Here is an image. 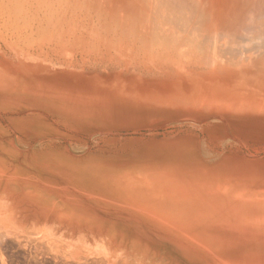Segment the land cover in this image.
Returning a JSON list of instances; mask_svg holds the SVG:
<instances>
[{
    "label": "rangeland",
    "instance_id": "obj_1",
    "mask_svg": "<svg viewBox=\"0 0 264 264\" xmlns=\"http://www.w3.org/2000/svg\"><path fill=\"white\" fill-rule=\"evenodd\" d=\"M23 1L0 2V264H264V57L56 47L58 0Z\"/></svg>",
    "mask_w": 264,
    "mask_h": 264
},
{
    "label": "bare ground",
    "instance_id": "obj_2",
    "mask_svg": "<svg viewBox=\"0 0 264 264\" xmlns=\"http://www.w3.org/2000/svg\"><path fill=\"white\" fill-rule=\"evenodd\" d=\"M30 1L31 0L27 2ZM18 2L16 1L15 4L18 8L15 7V9H13V14L14 10L16 12V10L19 8L21 9L19 4L22 5V3ZM22 2L24 1L22 0ZM34 2L31 4L33 5ZM36 2H39V0ZM5 3L7 4V2ZM41 3H43V0ZM38 4H34V7L38 6ZM15 5L13 4L12 6L14 7ZM54 5H59L57 7L59 8L57 9L58 12L56 8V12L53 11L54 8H52V11H49L48 9L51 10V7L47 6L50 7L48 9L47 7L45 8L48 10V12L46 11L47 17L45 16L46 12L44 11L43 14L45 17L43 16L44 18L39 20L36 28L38 29V32H40L39 29L45 27V29L48 31L47 33L45 30V32L48 34V37L51 36L48 38L50 40H48L50 42L49 44H58L59 42L58 45L55 44L56 47L64 46L62 44H65L66 37L68 39H77L76 41L73 40L75 42H79V40L83 41L84 37L88 38L87 41H83V43L85 42L84 44L87 42L90 43V39V41H94L99 46L98 48H100L101 51H104L105 54L123 52L121 55L125 56V52H131L132 54L139 52L140 55L143 53L141 59L144 61L147 59L145 62H154L155 65L168 63L169 65L176 64L178 66L205 68L207 70L212 68V66L222 65L224 62L230 64V62H235L234 60L242 62L243 60L247 61L254 58L264 57V0H58L54 2ZM40 6L39 8L42 9L43 6ZM26 7H29V3ZM36 8L41 12V9L38 7ZM30 9L31 7L28 10ZM45 9L43 8V10ZM24 10L25 12H29L26 11L27 8H24ZM24 10L21 9L20 11L27 17V14L24 12ZM32 10H34V8H32ZM48 13L50 14L48 15ZM32 14L34 13L32 12ZM32 14L30 15L34 16ZM39 15L37 14V16ZM1 17L2 16H0V18ZM35 18L34 20H31V17L29 19L30 21L34 22ZM25 19H23V23L26 26V23L29 21L28 19L25 21ZM18 20L13 19V21H17V23L20 21ZM2 21L5 23L4 19ZM37 21L38 18L36 22ZM2 23L3 22H1V24ZM6 23H8V21ZM17 23L14 24L16 28L14 27L12 31H14V29L18 31L23 30L17 28V25L20 24ZM32 26L30 30L34 27ZM10 27L12 26L10 25ZM20 27L22 28L23 24ZM28 27H30L29 24ZM6 28H8V26ZM21 32L19 31V33ZM23 33L28 34L27 32ZM31 34L33 35V31L29 34L32 37ZM44 34L41 33L40 36L37 37H43ZM29 35L26 37H29ZM77 35H80V37L82 36V39H79L80 37H77ZM53 36L54 38H52ZM26 37L24 36V38ZM60 42L62 44H60ZM67 43L69 44L71 42H66L65 45H67ZM80 45L81 43H79L78 48ZM91 45L88 46L90 47V50L93 51L96 45L92 47L93 49L91 48ZM73 46L75 47V43L72 45V47ZM81 47L80 49H82ZM83 48L85 49L86 47ZM76 51H78L77 48ZM70 53L71 52L69 51V54ZM85 53L88 54L86 51ZM137 53H135L136 57ZM95 54H98V52ZM60 56L61 55H58V57ZM137 58L139 59V57ZM228 64L226 65L228 66ZM237 64H233V66H236ZM0 79L3 80L1 77ZM6 84L7 83H5V86L10 85ZM0 85V87L3 88V81ZM8 87H11V85ZM6 88L5 90H7ZM226 186L229 187L228 185L223 186V188L225 187V191L227 189ZM258 187L259 186L255 188ZM223 188L222 190H224ZM262 190L264 191L263 187L260 191ZM257 192H259V190ZM238 193L241 195V192ZM238 193L237 195L235 194L237 197H239ZM238 199L239 198H237L236 201H238ZM245 199H247V197ZM32 236H34L33 233Z\"/></svg>",
    "mask_w": 264,
    "mask_h": 264
}]
</instances>
